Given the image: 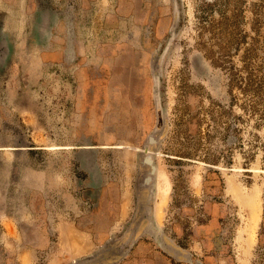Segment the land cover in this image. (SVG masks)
<instances>
[{
	"label": "rangeland",
	"instance_id": "374dc122",
	"mask_svg": "<svg viewBox=\"0 0 264 264\" xmlns=\"http://www.w3.org/2000/svg\"><path fill=\"white\" fill-rule=\"evenodd\" d=\"M79 211L109 264H264V0H0V264Z\"/></svg>",
	"mask_w": 264,
	"mask_h": 264
},
{
	"label": "crops",
	"instance_id": "0c3cea01",
	"mask_svg": "<svg viewBox=\"0 0 264 264\" xmlns=\"http://www.w3.org/2000/svg\"><path fill=\"white\" fill-rule=\"evenodd\" d=\"M77 214L82 216L70 218L68 221L61 218L53 226L43 225L42 222L34 219L19 226L18 223L9 220L1 228L2 231H5L3 240H5L7 245L22 247L18 259L20 264H37L40 250L36 245L40 244V242L42 244L43 241V244H49L53 238H57L59 245H63L69 250V258L67 257L68 254H64L65 264H109V258L105 256L102 247L95 249L96 241L94 235L91 229L88 230L90 225L88 212L79 211ZM138 214L150 215L152 212L145 209L144 211H139ZM45 223L47 222L45 221ZM30 231L32 232L31 238L34 239L32 242L29 241ZM29 245L34 247L29 248ZM61 259L59 260L60 262L62 261Z\"/></svg>",
	"mask_w": 264,
	"mask_h": 264
},
{
	"label": "bare ground",
	"instance_id": "6f19581e",
	"mask_svg": "<svg viewBox=\"0 0 264 264\" xmlns=\"http://www.w3.org/2000/svg\"><path fill=\"white\" fill-rule=\"evenodd\" d=\"M156 181L157 197L160 199L159 208L164 205L165 198L167 197L169 185L168 180L164 172L157 166V172L154 175ZM157 209V208H156ZM159 210V209H158Z\"/></svg>",
	"mask_w": 264,
	"mask_h": 264
},
{
	"label": "water",
	"instance_id": "95a60500",
	"mask_svg": "<svg viewBox=\"0 0 264 264\" xmlns=\"http://www.w3.org/2000/svg\"><path fill=\"white\" fill-rule=\"evenodd\" d=\"M148 161H149V163H152V160H148ZM156 172H157V167L154 166V167H153V172H152V174L155 175Z\"/></svg>",
	"mask_w": 264,
	"mask_h": 264
}]
</instances>
